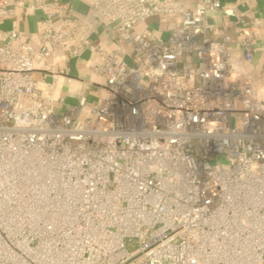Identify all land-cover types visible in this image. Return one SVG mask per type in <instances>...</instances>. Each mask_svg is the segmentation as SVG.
I'll list each match as a JSON object with an SVG mask.
<instances>
[{
    "label": "built area",
    "instance_id": "2783aa9c",
    "mask_svg": "<svg viewBox=\"0 0 264 264\" xmlns=\"http://www.w3.org/2000/svg\"><path fill=\"white\" fill-rule=\"evenodd\" d=\"M84 1L0 0V264H264L259 17Z\"/></svg>",
    "mask_w": 264,
    "mask_h": 264
},
{
    "label": "crops",
    "instance_id": "0c3cea01",
    "mask_svg": "<svg viewBox=\"0 0 264 264\" xmlns=\"http://www.w3.org/2000/svg\"><path fill=\"white\" fill-rule=\"evenodd\" d=\"M22 1L27 9L17 6L14 16L2 24V29H9L16 25L19 29L26 32H33L37 29V23L40 19L41 10L40 5L45 2H52L55 0H17ZM67 3L71 8L79 12L87 10V3L84 0H56ZM198 0H187L189 6L194 7ZM224 2L238 7L239 10L245 11L250 15L259 17L261 21V29L258 39L255 41L254 60L248 67L252 73L255 85L260 92L264 91V0H224ZM29 5H33L35 9H29ZM211 19L212 16L210 15ZM217 20V19H216ZM219 20V18H218ZM105 41H108L110 36L104 34Z\"/></svg>",
    "mask_w": 264,
    "mask_h": 264
},
{
    "label": "rangeland",
    "instance_id": "374dc122",
    "mask_svg": "<svg viewBox=\"0 0 264 264\" xmlns=\"http://www.w3.org/2000/svg\"><path fill=\"white\" fill-rule=\"evenodd\" d=\"M145 25H146V23L145 24H141L139 26V29L145 27ZM88 57H89V54H87V55L84 56V58L82 60V63L80 64V66H83L85 64V62H86V60H87ZM83 71H84V75L85 76H89L90 68L88 66L84 67L83 68ZM72 74L74 76H78V74H79L78 73V70H76V68L74 67V65H72ZM89 92H90V94H97L98 93V89L96 87H94V86H91V89H90ZM71 95H72V98H74V97L77 96V93H71Z\"/></svg>",
    "mask_w": 264,
    "mask_h": 264
},
{
    "label": "bare ground",
    "instance_id": "6f19581e",
    "mask_svg": "<svg viewBox=\"0 0 264 264\" xmlns=\"http://www.w3.org/2000/svg\"><path fill=\"white\" fill-rule=\"evenodd\" d=\"M224 126H225V125H224ZM194 214L196 215V212H194L193 215L189 216V218L193 217ZM112 220H116V217H113ZM117 220H120V219H117ZM20 244H21V243H20ZM69 245H72V246L76 245V246H78V247H83V246H81L79 243H75V244H74L73 241H69ZM21 246H22V244H21ZM25 248H26V247H25ZM88 248H89V247H88ZM78 249H81V248H78ZM90 250H91V249H90Z\"/></svg>",
    "mask_w": 264,
    "mask_h": 264
}]
</instances>
